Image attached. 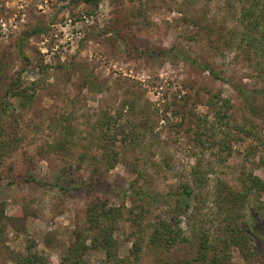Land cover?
Returning <instances> with one entry per match:
<instances>
[{
	"label": "rangeland",
	"instance_id": "374dc122",
	"mask_svg": "<svg viewBox=\"0 0 264 264\" xmlns=\"http://www.w3.org/2000/svg\"><path fill=\"white\" fill-rule=\"evenodd\" d=\"M247 6L0 0V101L17 82L28 95L26 106L5 96L16 107L0 121V264L31 250L62 264L79 234L90 264H157L197 252L191 232L226 220L214 204L217 185L240 191L251 173L264 179V63L243 46ZM186 184L195 198L177 205L172 193ZM259 196L236 217L260 253L246 260L235 247L234 264H264ZM95 203L118 210L117 260L93 247ZM161 222L189 240L156 243Z\"/></svg>",
	"mask_w": 264,
	"mask_h": 264
},
{
	"label": "trees",
	"instance_id": "16d2710c",
	"mask_svg": "<svg viewBox=\"0 0 264 264\" xmlns=\"http://www.w3.org/2000/svg\"><path fill=\"white\" fill-rule=\"evenodd\" d=\"M79 1V0H77ZM84 2L98 3L99 0H83ZM245 1V0H242ZM248 6L243 9V24L245 25V33L243 38V46L247 53L254 54L258 59V63H264V0H246ZM22 52V51H21ZM21 55H24L23 53ZM24 58V56H22ZM263 60V62H262ZM215 78L221 79L220 76L210 68L204 66ZM6 95H13L12 97L20 102V106H26L28 103L27 91L21 89L19 82L10 86L6 91ZM4 99L0 101V121L5 113L10 108H14V102H8ZM109 120V119H108ZM194 183L202 190L206 184L203 182L201 171L195 169L192 171ZM62 189H65L62 187ZM196 190L186 184L183 186L181 196L173 194L175 201L180 203L182 197L187 196L195 198ZM216 196L214 197V204L217 208L218 215L224 216L226 220L217 223L213 232L209 233L195 231L191 232V240H197V252L190 258L179 260H162L157 264H234L232 258L233 248H238L246 260L259 255L255 249L249 247V239L244 228L238 223L239 216L237 212H241L245 208L246 202L254 196L264 194V179L257 175L250 174L243 182V190L234 191L227 184H218L215 188ZM165 198V197H164ZM259 201V200H258ZM261 206H258L260 212H264V202L260 200ZM187 206L182 207L180 214H186ZM5 218V211H0V229L1 222ZM118 219V210L115 208H108L106 203H95L88 209V221L90 228L96 233L93 236V247L96 249L103 248L106 251L108 260H115L117 252V240L114 237L115 221ZM108 222V223H107ZM178 226V225H176ZM199 235V236H197ZM153 240L162 246L169 248L178 245L179 243L189 240L180 228H174V225H169L167 222H161L156 228L153 235ZM86 239L81 234L76 243L69 249L64 256L62 264H90L85 255L89 250ZM264 258V255H262ZM13 261L17 264H48L45 257L32 250L28 254H13ZM117 260V259H116Z\"/></svg>",
	"mask_w": 264,
	"mask_h": 264
}]
</instances>
